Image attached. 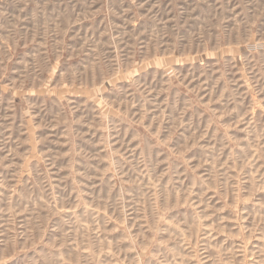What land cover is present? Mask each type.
Wrapping results in <instances>:
<instances>
[{"label":"rangeland","instance_id":"1","mask_svg":"<svg viewBox=\"0 0 264 264\" xmlns=\"http://www.w3.org/2000/svg\"><path fill=\"white\" fill-rule=\"evenodd\" d=\"M0 264H264V0H0Z\"/></svg>","mask_w":264,"mask_h":264}]
</instances>
